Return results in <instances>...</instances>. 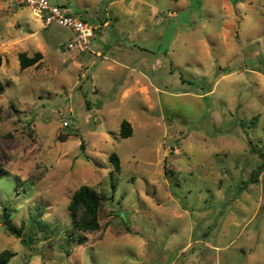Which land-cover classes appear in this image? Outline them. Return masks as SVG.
<instances>
[{
  "label": "rangeland",
  "instance_id": "obj_1",
  "mask_svg": "<svg viewBox=\"0 0 264 264\" xmlns=\"http://www.w3.org/2000/svg\"><path fill=\"white\" fill-rule=\"evenodd\" d=\"M18 1L0 0L7 264H264V0H49L94 30L85 53ZM82 185L105 200L78 245Z\"/></svg>",
  "mask_w": 264,
  "mask_h": 264
},
{
  "label": "trees",
  "instance_id": "obj_2",
  "mask_svg": "<svg viewBox=\"0 0 264 264\" xmlns=\"http://www.w3.org/2000/svg\"><path fill=\"white\" fill-rule=\"evenodd\" d=\"M177 1V0H172ZM59 6V5H57ZM65 8L64 6H59ZM41 53H35L32 57H28L25 53H21L18 58L20 62V68L22 70L36 65L41 60ZM0 89L2 85L0 84ZM133 134L132 127L128 121H122L119 128V135L121 138H129ZM80 149L84 151V144L81 142ZM259 154L261 164L251 173L250 180L256 182L260 174L264 171V154L261 151L256 150ZM110 164L112 165L113 171L120 172L121 162L119 157L113 153L109 157ZM1 173V170H0ZM105 200V195L100 194L93 190L87 185L80 186L71 196L67 209L70 212V221L72 231L68 233V239L76 242L78 245H85L87 243V238L84 235L86 233H92L100 228L99 224V211L102 207V203ZM3 220L4 227L6 231L17 238H20L21 243L30 242V234L27 237L22 235V227L16 229L10 222V214L7 206L3 207V213L1 216ZM35 228L34 224L30 225V230ZM13 253L9 251H3L0 253V264H7L9 260L13 257Z\"/></svg>",
  "mask_w": 264,
  "mask_h": 264
},
{
  "label": "built area",
  "instance_id": "obj_3",
  "mask_svg": "<svg viewBox=\"0 0 264 264\" xmlns=\"http://www.w3.org/2000/svg\"><path fill=\"white\" fill-rule=\"evenodd\" d=\"M18 5H25L34 15L43 21L45 29L57 25L73 33L66 44L68 51L85 53L89 51L90 41L94 38V30L77 16L70 14L66 8L59 7L49 0H19Z\"/></svg>",
  "mask_w": 264,
  "mask_h": 264
},
{
  "label": "crops",
  "instance_id": "obj_4",
  "mask_svg": "<svg viewBox=\"0 0 264 264\" xmlns=\"http://www.w3.org/2000/svg\"><path fill=\"white\" fill-rule=\"evenodd\" d=\"M106 25V23L104 22V24L102 25L103 27ZM94 39V38H93Z\"/></svg>",
  "mask_w": 264,
  "mask_h": 264
}]
</instances>
